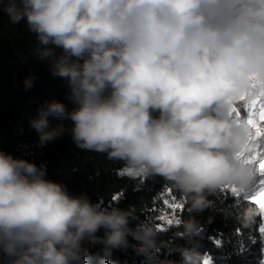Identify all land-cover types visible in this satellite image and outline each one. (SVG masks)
<instances>
[{
  "label": "clouds",
  "instance_id": "1",
  "mask_svg": "<svg viewBox=\"0 0 264 264\" xmlns=\"http://www.w3.org/2000/svg\"><path fill=\"white\" fill-rule=\"evenodd\" d=\"M0 13L24 22L37 60L68 85L70 109L46 100L30 118L38 143L70 132L141 182L162 178L189 213L166 239L154 218L70 194L45 164L0 149V264H89V239L102 244L100 264H113L129 237L144 264H201L197 216L220 211L241 229L264 221V169L246 151L254 129L232 112L264 91V0H0ZM232 188L252 194L222 207Z\"/></svg>",
  "mask_w": 264,
  "mask_h": 264
},
{
  "label": "trees",
  "instance_id": "2",
  "mask_svg": "<svg viewBox=\"0 0 264 264\" xmlns=\"http://www.w3.org/2000/svg\"><path fill=\"white\" fill-rule=\"evenodd\" d=\"M35 35L27 30L24 22L10 24L6 15L0 13V149L36 163L46 165V178L62 182L73 195L86 193L93 203L103 207L116 206L135 209L140 220L155 217L162 195L181 198L182 208L178 216L187 217L184 198L169 187L162 178L145 179L121 171L118 162L109 161L103 154L87 152L77 148L70 132H65L45 145L38 143V134L29 125L37 108L46 100H58L69 109L73 106L68 99V85L60 77L53 76L49 67L37 60ZM32 74L35 79L30 89L23 81ZM50 126L57 121L49 117ZM70 126V121H65ZM119 194V198L112 197ZM218 203L231 208L234 200L241 199L224 190ZM216 199V197H213ZM234 211V210H233ZM155 219V218H154ZM202 226L203 238L199 251L203 254L201 264H257L261 259L259 248V221L251 229H241L233 216L209 210L197 216ZM174 225L161 229L165 238H173ZM96 236H103L100 230ZM129 246L114 249L113 264H144V259L135 253L131 237ZM177 242L182 243V240ZM92 254L89 264H100L99 241L83 242ZM174 258L178 254L172 253Z\"/></svg>",
  "mask_w": 264,
  "mask_h": 264
},
{
  "label": "rangeland",
  "instance_id": "3",
  "mask_svg": "<svg viewBox=\"0 0 264 264\" xmlns=\"http://www.w3.org/2000/svg\"><path fill=\"white\" fill-rule=\"evenodd\" d=\"M248 101H241L239 102V106L236 107L238 111L242 110V115L241 118H248L250 115L255 121H256V126L260 128H264V121H261L259 119V109L261 106H264V97H259L257 96V104L255 107L249 108L248 106ZM252 145H255V147H252ZM250 147H252V152L253 154L257 155V160L254 164L257 166L259 165L260 162L264 161V136L256 138L253 142H251ZM123 173H126L130 176H135L136 178H139V174L132 172L131 170L128 169H121ZM258 180L261 181L262 184H264V171L261 172L260 176L258 177ZM259 185H256L258 187ZM229 190L231 194L230 189ZM252 192L250 191L249 193H241L236 196H245V195H251ZM234 195V194H233ZM168 201L167 204H165V201ZM181 204V198L178 197H173L171 195H162L161 198V204H159L158 211L155 214V221L157 223L158 228L165 229L168 228L173 224L168 223V220L174 221V218L178 216V212L180 208H173V204ZM163 217V219H161ZM261 228H264V221L261 222L260 225V230ZM259 248L261 251V259L258 260L257 264H264V233L260 232V237H259ZM209 261L205 264H209Z\"/></svg>",
  "mask_w": 264,
  "mask_h": 264
},
{
  "label": "snow or ice",
  "instance_id": "4",
  "mask_svg": "<svg viewBox=\"0 0 264 264\" xmlns=\"http://www.w3.org/2000/svg\"><path fill=\"white\" fill-rule=\"evenodd\" d=\"M253 87H255V85ZM257 96L264 97V91H260L259 93L254 94L252 96V98H250V99L247 98V97H242L241 99H242V101L247 100L248 101V105L247 106L249 108H252V107H255L256 104H257ZM232 112L235 113V115H236L238 120L241 118L242 110L238 111V109L236 107H234L232 109ZM259 119L261 121H264V106H261L260 109H259ZM247 122H248L249 126L254 129V134L250 136V143H249L248 148L246 149V151L248 153L247 159H248V162L255 163L256 160H257V155L253 154V152H252V147H255V145H252V147H250V144H251V142L256 140V138L264 136V128L257 127L256 126V121L250 115L247 118ZM241 155H244V154L242 153ZM258 166H259V168L264 169V161L260 162ZM236 191L237 190L235 188L231 189L232 193H236ZM118 198H119V194L112 197L113 200H116ZM260 198H264V192H262L260 194ZM167 203H168V201L166 200L165 204H167ZM172 207L173 208H182V205L176 203V204H173ZM161 219H163V217H161ZM172 222H173L172 220H168L169 224H171ZM260 231L262 233H264V228H261Z\"/></svg>",
  "mask_w": 264,
  "mask_h": 264
}]
</instances>
